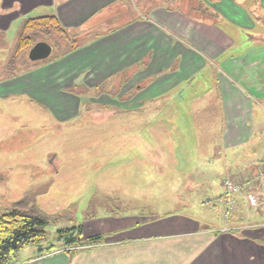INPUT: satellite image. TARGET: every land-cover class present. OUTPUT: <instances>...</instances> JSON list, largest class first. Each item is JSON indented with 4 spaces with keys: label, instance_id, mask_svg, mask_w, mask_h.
<instances>
[{
    "label": "crops",
    "instance_id": "0c3cea01",
    "mask_svg": "<svg viewBox=\"0 0 264 264\" xmlns=\"http://www.w3.org/2000/svg\"><path fill=\"white\" fill-rule=\"evenodd\" d=\"M125 1L0 0L1 34H18L25 20L55 16L76 47L63 57L56 54L51 60L32 62L22 73L17 66L16 77L0 81V96L27 95L57 121L77 115L82 98L76 90L71 92L74 88L91 92L104 88V94L113 85L121 88V96L131 94L121 103L125 115L142 113L149 104L152 121L167 117L177 127L180 109L183 114L192 111L190 126L199 150L207 156L205 166L212 165L207 160L214 161L221 178L228 176L242 189L227 219L224 178L219 187L205 189L212 198L185 201L189 207L201 204L198 212L86 220L80 226L82 242L94 237L100 241L71 253L57 246L13 264H264V204L252 207L247 202L250 195L264 194V45L249 48L245 55H230L236 42L222 29L178 8L151 5L148 15L92 35L103 15ZM232 1L220 0L217 5L234 15L238 9ZM17 34L11 46L10 35L0 46L1 63L7 62ZM78 39L84 41L78 44ZM141 62L146 66L139 67ZM205 73L213 88L187 86ZM138 119L143 126L142 115ZM231 171L243 179H234ZM196 213L200 217L193 216Z\"/></svg>",
    "mask_w": 264,
    "mask_h": 264
},
{
    "label": "rangeland",
    "instance_id": "374dc122",
    "mask_svg": "<svg viewBox=\"0 0 264 264\" xmlns=\"http://www.w3.org/2000/svg\"><path fill=\"white\" fill-rule=\"evenodd\" d=\"M232 2L238 9L234 15L220 9V0H126L103 15L92 35L148 15L150 5L178 8L192 19L215 25L231 36L236 44L230 55H245L249 48L264 45V0ZM16 34L17 31L0 33V46L8 40L11 46ZM83 41L78 39L77 43ZM37 42L51 46L48 59L75 43L72 39L65 42L53 32L33 36L30 48ZM28 51L16 63L21 69L18 73L35 63L29 60ZM3 65L0 62V81H7ZM187 86L191 90L211 89L213 83L205 73ZM117 87L110 86L108 93L97 95L93 91L81 96L77 115L65 121L55 120L50 110L30 101L27 95L0 96V215L24 200L25 210L50 218L43 240L23 247L15 257L17 262L64 245L58 232L77 229L86 220L103 219L106 215L162 218L198 212L201 204L189 207L185 201L198 203L212 198L205 189L219 187L220 181L228 177L221 178L214 161L207 160L212 165L205 166L207 156L199 150L190 126L192 111L183 114L180 109L181 122L177 127H172L167 117L158 123L152 121L149 104L142 113L125 115L121 103L131 94L121 96L123 92ZM141 115L143 126L138 119ZM134 116L136 120L130 121ZM229 175L243 179L234 171Z\"/></svg>",
    "mask_w": 264,
    "mask_h": 264
},
{
    "label": "trees",
    "instance_id": "16d2710c",
    "mask_svg": "<svg viewBox=\"0 0 264 264\" xmlns=\"http://www.w3.org/2000/svg\"><path fill=\"white\" fill-rule=\"evenodd\" d=\"M55 33L65 42H69L70 38L66 31L60 26L58 19L55 16H46L39 18H31L25 20L19 27L17 40L12 49H10L9 57L6 63L2 66L6 77L14 78L17 76L16 63L20 59L23 52L30 50L32 38L36 35ZM75 44L67 49L61 57L75 51ZM53 58H50L51 60ZM48 61V60H46ZM146 62H141L139 67H145ZM10 71L7 73L6 71ZM84 90L77 92V96L89 95L91 90L86 88H74L71 92L75 94V90ZM102 91V92H101ZM104 88L94 90L95 94L103 93ZM25 201H19L10 206L7 212L0 215V264H13L15 257L19 251L28 245L39 244L45 236V227L48 225L50 218L38 213L34 210H25ZM59 239L64 240L65 251L71 253V249L90 245L100 241L101 237L87 239L85 242L81 240V227L71 230L59 231ZM85 243V244H83ZM54 249L51 247L49 250Z\"/></svg>",
    "mask_w": 264,
    "mask_h": 264
},
{
    "label": "built area",
    "instance_id": "2783aa9c",
    "mask_svg": "<svg viewBox=\"0 0 264 264\" xmlns=\"http://www.w3.org/2000/svg\"><path fill=\"white\" fill-rule=\"evenodd\" d=\"M223 187H224V196L222 203L224 205V217L227 219L230 215L231 210L235 204V199L239 192L242 189V186L238 184L236 181L232 180L231 178L227 177L223 180ZM260 197V199H258ZM247 202L250 206L255 207L258 203L262 202L264 204V194L261 193L259 196L250 195L247 197Z\"/></svg>",
    "mask_w": 264,
    "mask_h": 264
},
{
    "label": "water",
    "instance_id": "95a60500",
    "mask_svg": "<svg viewBox=\"0 0 264 264\" xmlns=\"http://www.w3.org/2000/svg\"><path fill=\"white\" fill-rule=\"evenodd\" d=\"M52 48L45 42L35 44L29 52V60L32 62L46 61L51 54Z\"/></svg>",
    "mask_w": 264,
    "mask_h": 264
},
{
    "label": "flooded vegetation",
    "instance_id": "af4514ba",
    "mask_svg": "<svg viewBox=\"0 0 264 264\" xmlns=\"http://www.w3.org/2000/svg\"><path fill=\"white\" fill-rule=\"evenodd\" d=\"M37 43H39V42H37ZM37 43H35V44H37ZM35 44H34V45H35ZM34 45H33V46H34ZM33 46H32V47H33ZM32 47L30 48V50L32 49ZM30 50H29L28 52H30Z\"/></svg>",
    "mask_w": 264,
    "mask_h": 264
}]
</instances>
